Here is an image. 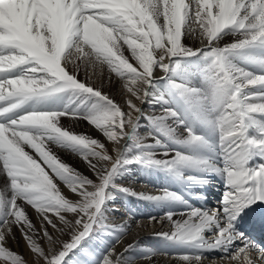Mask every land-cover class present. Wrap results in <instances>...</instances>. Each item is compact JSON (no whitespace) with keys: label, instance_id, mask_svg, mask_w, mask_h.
<instances>
[{"label":"snow or ice","instance_id":"snow-or-ice-1","mask_svg":"<svg viewBox=\"0 0 264 264\" xmlns=\"http://www.w3.org/2000/svg\"><path fill=\"white\" fill-rule=\"evenodd\" d=\"M227 34L235 39L221 46ZM185 38L198 39L200 47L186 45ZM253 49H264V0H0V175L6 176L0 190V264H64L99 224L106 188L122 163L129 137L136 139L133 129L141 110L131 99L128 111L123 110L94 81L88 83L89 68L95 75L97 67L107 66L127 80L128 93L144 102L157 79L155 70L162 71L159 79H164L179 66L178 58L198 54L211 59L204 74L206 87L173 82L174 99L191 117L218 131L219 164L181 152H165L167 159H157L149 151L143 153V162L169 170L217 172L226 176L228 191L222 208L190 207L181 219L166 214L163 219L172 230L157 235L185 249L176 254L178 264H204L210 251L226 253L230 264H264V249L254 247L235 228L245 207L264 201V164L249 167L256 157L264 159V58L247 57L259 72L229 60ZM81 70L85 80L79 78ZM57 97H66L63 110L41 107ZM179 116L165 109L152 123L178 144L206 143L191 127L185 128L186 138H177V128L185 124ZM62 117L94 126L112 142L114 155L100 140L67 130ZM169 120L174 125L169 126ZM253 129L256 137L250 135ZM53 146L79 154L95 179L64 162ZM141 160L138 155L134 162ZM57 180L75 198L62 194ZM144 195L180 199L167 191ZM18 201L35 209L58 233L54 237L44 229L47 248L35 238L37 230ZM13 226L19 227L35 260L6 246L14 236ZM236 240L241 246L228 254ZM123 262V253L113 247L101 264Z\"/></svg>","mask_w":264,"mask_h":264},{"label":"bare ground","instance_id":"bare-ground-1","mask_svg":"<svg viewBox=\"0 0 264 264\" xmlns=\"http://www.w3.org/2000/svg\"><path fill=\"white\" fill-rule=\"evenodd\" d=\"M234 39L235 37L231 34L224 35L222 41L220 42L221 46L231 43ZM183 42L188 46H192L193 48L200 47L198 39L185 38ZM124 48L126 54L128 53L130 62L136 65L135 60L131 57L130 52L127 50V46H124ZM243 53L244 54L241 53L238 56L229 58L230 63L253 72L261 71V68L250 63L247 57L255 56L264 58V49H262V51L260 49H253ZM195 56L181 58L187 59L189 62H195ZM82 72L85 75L83 70ZM88 73V75L91 76V79L88 80L89 83L91 80H93L97 81L99 84L105 80L107 83L106 85H110V89L116 90V98L114 100L123 105V110L128 111L127 100L131 99L138 107H140L141 111L139 117H142L143 119L144 116H147L148 119H151V117L158 118L165 109H174L178 113H182L181 109L177 107L178 104L175 103V99H173L174 102L172 99L171 102H167L168 100H161L158 96H156L157 98L154 96L150 98V95H148L145 102H141L136 97L127 92V88L124 86L127 83L125 82L126 80L123 81L116 77L115 74L110 72V70H107V66H105V68L99 67L98 69H95V75H93V69L89 68ZM194 74L195 72L193 74L183 72L180 75H182V77L184 76V80L181 81L180 77H178V81H176V83H180L195 89H204L206 87L205 79L202 77H197ZM163 75V72L158 69L154 71V77L157 79ZM153 85L154 84H152V86ZM139 86L140 85H137V87ZM150 88L148 91L151 90ZM50 103L51 105H49V107L45 105H42L41 107L47 110H63L66 103V97L64 99L60 98L59 101L54 98ZM183 112L193 124V122H195L193 117L187 114L184 108ZM184 114V121L189 125L188 127H190L188 119ZM61 120L65 121L67 128H75L76 131L78 130L85 132L86 135H90L92 138L100 140V142L103 143L107 149H109L110 154L114 155V152L111 151L113 147L112 142L108 141L107 138L99 132V130H96L94 126L89 125L87 121H78L71 117H62ZM143 123L142 125L139 124V140L144 141L143 145L145 152L149 151L154 153L155 158L167 159V157L163 156V153L168 152L174 155L175 152H181L196 159H208L219 164L220 157L217 150L219 144V133L217 130H214L209 126L204 128L202 127L201 130H199L200 127H198V131L196 132L199 136L204 138L206 143L200 144L193 149L190 148L192 151H186V149L177 146L178 144L176 142H170L166 139H163L159 135H155L151 129H146L147 124ZM167 123L169 126H172L174 125L175 121L169 120ZM185 128V125L178 127L176 134H178V136H186ZM192 128L193 127H191V129ZM192 131L194 132V129H192ZM250 135L256 137L255 129L252 130ZM154 137L155 139H153ZM156 141H159V143ZM130 146V142L128 141L125 150H130ZM200 146L205 147L208 152L206 153L205 148V150L200 149ZM53 149L55 152L67 157V159L72 162L79 171L85 175H88L90 179H95L94 174L90 171L86 162L83 161L79 154H73V152L70 150H62L56 146H53ZM135 153L136 152L134 150L131 151V155L133 157L136 155ZM260 164H264V159L256 157L250 161L249 167ZM56 182L60 185L62 194H65L69 198H75L74 194H72L66 186H64L58 180ZM116 182H118L116 185L125 187L131 195L128 196L127 199L122 198V200L118 195V192L111 188L112 185H110V183L108 184L105 192V202L99 214L100 218L102 219V221H100L102 224V229L104 230L106 236L104 238L107 241L104 240L100 235L97 237L96 242L98 247H100L101 243L99 242L102 240V244L106 242L105 245H109L104 252L105 254L102 261L105 259L110 249L115 247L117 253H123V264H178L176 254L177 252L184 251L185 249L175 245L174 243V245L168 244L161 239V236L157 235L160 232H170L172 230L170 222H168L166 219H163V217H165L166 214L174 213L176 214L174 219H181L182 217L180 214L186 212L190 207L204 210L222 208V201L225 197V193L228 191L226 176L218 174L217 172L205 171L191 167H179L173 170L157 166L153 168H147L142 164H134V162H130L127 170H120L119 178ZM165 191L174 194L180 199L169 198L156 200L149 199L146 197V195H144L162 194ZM204 192H208V195H205ZM211 196L215 199H212ZM18 203L25 207V210L28 211L29 219L32 222H35L36 225H34L36 227H40L41 232L44 231L45 228L47 231L53 229L51 225H48L46 221H43L42 216H40V214H38L30 205H26L23 201H18ZM157 210L161 212H158ZM48 215L55 222H57V218L54 216V214L49 213ZM150 218L157 219L150 220ZM252 225H255L256 229H261L263 234L258 236L253 231H249V228ZM235 228L238 232L243 233L244 237H246L248 241L254 242V247L259 246L261 249H264V201H258L252 203L248 207H245L235 222ZM214 231H216V229L206 232V235L211 236ZM13 238L14 236L9 238L7 243L10 240H13ZM20 238V240H23L22 235ZM110 240L112 241L111 243H109ZM42 244L45 248H47L45 238H43ZM12 245L14 248L17 247V244L15 243ZM128 245H134V252H131L130 249L129 251H125ZM240 246V240H236L233 247L229 249L228 254L235 252ZM24 248H28L27 241L24 243ZM19 251L20 248H18V252ZM149 253L157 254L151 256L150 259L145 258L144 256L148 255ZM213 253L214 251L205 253L206 259L204 264H213V262L214 264H230V261L223 257L226 255V253L220 251L222 257H216L212 259L210 258V255ZM215 253H217V251H215ZM74 255H76V252L72 251L66 257L64 264H69L71 259L74 258ZM256 255L258 258L259 254L257 253Z\"/></svg>","mask_w":264,"mask_h":264},{"label":"rangeland","instance_id":"rangeland-1","mask_svg":"<svg viewBox=\"0 0 264 264\" xmlns=\"http://www.w3.org/2000/svg\"><path fill=\"white\" fill-rule=\"evenodd\" d=\"M192 47V46H191ZM244 54V53H242ZM125 55L129 58L128 56V53L126 54L125 52ZM239 53H236V54H233L231 57L233 56H238ZM129 61H130V58H129ZM134 65V64H133ZM178 67L177 66H174L173 67V70L170 72V74L165 77L164 79H157L153 82V86L150 88L151 90H149V93H150V98H152L153 96L156 97L158 96L161 100L162 99H166L165 101L167 102H171V99L173 101L174 99V88H173V82L176 83V81H178V77H180V80L183 81V77L182 75H180L181 73L183 72H188V73H191L193 74L195 72L194 75H196L197 77H202L200 76L201 74H205V72L207 71V69L210 67L211 65V59L208 58L207 56H205L204 54H198L197 57H196V60L195 62H189V61H186L184 60V58H178ZM249 65V64H248ZM135 66V65H134ZM99 67H97L96 69H98ZM105 68V66L103 67ZM198 70V73L197 71L195 70ZM104 70V69H103ZM107 70H109L107 68ZM89 74V73H88ZM79 78L81 80H84L85 75L83 74L82 70L80 71V75H79ZM121 79V78H120ZM122 80V79H121ZM125 81V80H123ZM88 82V81H87ZM93 80L90 81V83H92ZM95 82V85L98 86V87H101L102 91L107 93L111 98L115 99L116 98V90H113V89H110V85H106V81H102L101 83L98 84L97 81H94ZM127 82V80L125 81ZM89 83V82H88ZM155 94V95H154ZM157 98V97H156ZM57 99V101L60 100L59 97L55 98ZM51 101L53 100H50L49 102L43 104L45 106H48L51 105ZM116 102V100H114ZM145 102V101H144ZM174 102V101H173ZM118 103V102H116ZM176 103V102H175ZM56 104V103H55ZM119 104V103H118ZM144 104V103H143ZM121 107H123V105L119 104ZM42 106V105H41ZM142 107V106H141ZM178 108L181 109L182 113H179L180 114V118L181 120H184V112H183V107L178 105L177 106ZM186 115V114H184ZM187 117V115H186ZM154 118L151 117V119H148L147 116H144V119L142 117H138V123H137V127L135 129H133V135L136 137L135 140H133L131 137H129L128 141L130 142V150H134L136 153V155L133 157L131 155V151L128 149V150H125L124 154H123V157H122V163L120 164V166L117 168L116 172L112 175L111 179H110V185H112V189H114V191H117L118 192V195L122 198H126L128 196H130L131 194L128 192V190H126L125 187H120L119 185H116L118 182H116L119 178V173H120V170H127V167L129 166L130 162H134L136 157L139 155L142 157V160L141 162L137 163V162H134V164H142L144 165L145 167H150V168H153L155 166H147L144 162H143V153L145 152V148H144V145L143 144H140L141 140H139V134L138 132L140 131V125H142L143 121L144 123L143 124H147L146 125V129H151L155 135H159L161 136L163 139H166L167 141H170V142H175L174 140H171L169 139L167 136H165L163 133H161L159 130H158V126L157 125H154L152 123V120ZM188 119V122L190 124V127H193L192 129H194V133L196 135L198 131V127L199 130H201V128L203 127H206L207 125L201 123L200 121L196 120L195 118H193L195 120V122H192L189 120V118L187 117ZM61 124L69 131H74L76 134H84L86 135L85 132H81V131H76L75 128H67L66 127V123L65 121L61 120ZM140 124V125H139ZM185 127H188L189 125L188 124H184ZM145 126V125H144ZM145 129V128H144ZM180 136V137H179ZM176 134V137L177 138H186V136L184 135H179ZM127 141V142H128ZM178 144V143H177ZM177 146H180L182 147L183 149H186V151H192L191 149H193L194 147H197L198 145H184V144H178ZM203 146H200V149H204L205 147ZM191 148V149H190ZM206 149V148H205ZM204 149V150H205ZM54 150V149H53ZM26 151H30V149L26 148ZM207 149H206V153H207ZM60 157L61 159L64 161V162H67L69 163L71 166L75 167V165L70 162L67 157H65L64 155H61L59 154L58 152H56ZM126 159V160H125ZM76 168V167H75ZM156 170V168H155ZM6 181V176H3V175H0V190H3L4 188V182ZM205 195H208V192H204ZM10 195V193H9ZM212 199H215L211 196ZM210 199V197H209ZM123 200V199H122ZM217 200V199H216ZM193 201V200H192ZM195 202V201H193ZM26 211V210H25ZM158 211V210H157ZM158 212H161V211H158ZM27 215H28V211H26ZM98 219H99V223L97 226H96V230H94L92 232V234L86 238L82 244L77 248L75 249L73 252H76V255H74V258L71 259V261L69 262V264H101L100 261H102L103 259V256H104V252L106 251V249L108 248L107 245L102 244V241H100L99 243H101L100 247L97 246V237H99L100 235L103 237L104 240H106L104 237L105 236V233H104V230L102 229V224L100 221H102V219L100 218V216H98ZM57 222V226L58 227H62V225L59 224V221L58 219L56 220ZM33 225L35 224V222L33 221L32 222ZM36 225V224H35ZM34 225V226H35ZM36 230H37V235H36V239L39 243H41V245L43 246L42 244V240H43V231L41 232V229L40 227H36ZM13 231H14V238L13 240H10L8 243H7V247L11 250V251H14L16 252L17 254H20L22 255L26 260H35V254L31 253L30 252V248L28 247L27 249L24 248V243H26V240L24 238V235L21 233L19 227H16V226H13ZM49 234L53 235L54 237L58 235V233L56 232L55 229H52V230H48ZM21 235L23 236V240H20L21 238ZM112 237V236H111ZM62 239H67V236H61ZM113 239H116V238H113ZM163 241H165L166 243L168 244H171V245H174L172 242H170L169 240L165 239V238H161ZM107 241V240H106ZM112 241L110 240L109 243H111ZM17 244V247L14 248V246L12 244ZM108 243V244H109ZM86 244V245H84ZM44 247V246H43ZM87 247V248H86ZM18 248H20V251L18 252ZM91 250V252H90ZM129 251V250H128ZM130 251L131 252H134V247L130 248ZM216 257H222V254L220 253V251H217V253H214L212 255H210V258L214 259ZM100 259V260H99Z\"/></svg>","mask_w":264,"mask_h":264}]
</instances>
